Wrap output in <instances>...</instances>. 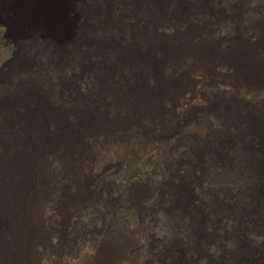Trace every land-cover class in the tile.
Returning a JSON list of instances; mask_svg holds the SVG:
<instances>
[{
    "label": "bare ground",
    "instance_id": "obj_1",
    "mask_svg": "<svg viewBox=\"0 0 264 264\" xmlns=\"http://www.w3.org/2000/svg\"><path fill=\"white\" fill-rule=\"evenodd\" d=\"M225 1L228 8L208 13L213 23L207 29L208 47L202 58L56 56L43 58L1 83L0 264H30L33 236H41L36 242L41 248H49V240H54L42 233V224L46 229L51 221L49 225L58 228L53 219L58 215L65 228L71 209L80 211L83 206L93 237L85 234L90 237L86 244L69 248L68 234L58 235L64 254L47 252L40 256L43 264H79L87 257L103 260L101 264H115L116 258L130 264L135 258L133 264H143L146 258L145 264H190L188 258L203 257L205 247L240 244L241 204L231 179L239 175L240 147L249 143L253 133L255 100L264 96V6L260 4L264 0H247L251 5L247 8L231 7L240 0ZM4 3L0 7L11 4L17 11L55 7L51 13L18 14L16 21L31 22L35 32L34 24L46 23L44 37L64 52L62 46L71 41L72 31L58 22L66 19L68 1ZM86 18L90 23L77 37H85L82 31L125 30L115 19L111 25L100 21L91 27L94 14ZM20 26L15 28L20 36L32 32ZM137 29L135 37L144 27ZM252 36L259 41L256 49L248 45ZM110 37L103 38L101 45L108 47ZM256 123L254 140L264 143ZM86 139L94 149L104 147L105 139L112 140L113 150L104 164L82 168L80 160L75 168H62L63 156L74 157V150ZM204 146L208 154L203 161L199 148ZM69 170L72 177L64 178L70 182L68 193L53 197V180ZM261 176L254 178L257 230L264 216ZM86 182L90 184L87 201L77 197ZM122 211L129 212L125 223L115 227L103 221V215Z\"/></svg>",
    "mask_w": 264,
    "mask_h": 264
},
{
    "label": "rangeland",
    "instance_id": "obj_2",
    "mask_svg": "<svg viewBox=\"0 0 264 264\" xmlns=\"http://www.w3.org/2000/svg\"><path fill=\"white\" fill-rule=\"evenodd\" d=\"M65 1H68L70 3L68 4L70 8L66 10L65 13L66 19L64 18L65 21L58 22V25L66 26L67 28H70L72 31V38L70 39L71 41H69L68 43L66 42H65L66 44L63 43L64 45L62 46V48L64 52L57 51V48L55 47L56 44L44 37V33L42 32V30L43 27L46 25V23L34 24L37 26L36 27L37 32H35L33 30V26H31L32 25L31 22H29L30 24H26L27 22L24 21H20V22L16 21L18 14H23L24 16L27 17V15H30L29 12L33 10L39 11L40 13L44 11H47V13H51L52 11H54L55 7H53L50 10H45L43 7L41 8V6L40 7L38 6L35 9L27 8L28 10L26 8H22V9L20 8L19 11H17L18 8H16L14 5L11 4H9V6L6 5L0 7V86L1 83L9 80L12 74L27 72L30 66L34 67L35 65L39 64L43 60V58H53L56 56L75 57V58L78 57L108 58V57H138V56H149V57L178 56L185 58V57L196 56V58H202L200 55H205V51L208 47L207 42L209 41V38L207 35L208 32L207 29L209 27V24L213 23L210 16H208V13L212 10H219L226 7L228 8L230 6V4L226 3L225 0H218V4L212 3L210 0H199L198 2L195 0L194 2L193 0H145V2L141 4L140 0H135L137 2L136 5H135L136 2L130 0H65ZM246 1L247 0L245 1L240 0L239 3H237V5L235 4L232 5L231 7L247 8L251 6ZM0 2H2L1 5H5L4 2H6V0H0ZM259 2L260 0H257V3ZM260 4L264 6V2H260ZM91 13L94 14V18H93L94 20L91 24V27L93 26L94 23L97 24L100 21L103 24L111 25V22H114L115 19L119 22L120 26L123 25L122 27L125 30L122 31V29L119 30V29L110 28L107 32L105 31L106 32L105 34L82 31L85 37L82 38L77 37V35H79V30H83L81 29L82 27L89 25L90 21L89 19L86 18V15L90 16ZM42 14L45 15V13ZM97 14H104V15H102L103 17L97 18L96 17ZM177 14L180 15L178 16ZM146 18L148 20H145ZM156 18H160L164 22L157 21ZM181 19L183 20L182 23L181 21H178ZM17 24L19 26L23 25L20 26L21 29L22 28L26 29L30 27L32 29V32L27 31L26 34L28 35L27 37L26 35L20 36L19 33H16L15 30V28H17ZM142 27H144L142 34L135 37L134 31L137 28H138L137 30H140ZM127 29H131V31L130 30L127 31ZM65 31H67V29ZM64 33L66 34L67 32ZM109 35H111L110 45L108 47L102 46L100 41ZM248 42H249L248 45L251 48H255V49L257 44H259L258 38L255 36L250 37ZM30 73L31 74H29V79L31 81L33 79L32 78L33 71ZM63 75L66 77V74L63 73ZM81 85L82 82L79 81L76 84L78 88ZM261 92L264 93V89L261 90ZM252 112L253 115H255V121L260 126L259 129L260 134H264V96L263 97L257 96ZM255 121L253 125L252 136H249L247 138L249 140V143H247L245 146L240 147L239 154L241 160L240 162L238 161L240 167L239 175L238 177L231 179L233 180L234 184L238 187V192H239V201L241 204V210H240L241 229L239 236L240 239L243 241L240 240V244L238 241V244L235 246H228V245L222 247L220 246L221 247L220 249H212L210 247H205L202 250L204 253L203 257L197 258L193 254L191 257L188 258V260L191 258L190 264H264V216L263 215L261 216V229L257 230L254 224L256 220V212L254 206V194H255L254 178L258 174L259 176L262 175L261 177L264 180V168H257V166H260V164H264V143L262 142L256 143L254 140V135L256 132ZM164 135L167 134L164 133ZM88 143H90V141L86 139L84 140V144H82V146L79 147L77 146L76 149L74 150L75 152V154L73 155L74 157H70L69 159L68 158L66 159L63 156L62 168H75L74 166L79 164L80 160H81L80 162L82 164L81 165L82 168L85 167L89 168L90 165L96 166L99 163L104 164L103 161L106 158H108L109 153L113 150L111 147L112 140L105 139L106 144L104 145V147L102 148L99 147L98 149L93 148L92 146L93 143L90 144ZM239 146H240V139H239ZM133 147L134 146L132 145V148ZM221 148L222 146L217 149L221 150ZM104 149L107 150L105 151ZM89 151L92 153H90ZM199 152L201 154L202 153L204 154L201 155L202 157L200 159L204 161L205 155L208 154L206 146L200 147ZM228 152L229 151H226V153ZM258 158H261L259 163H258ZM92 159L94 160L92 161ZM69 172L64 175L61 174L57 179L53 180L54 181L53 183L54 192L52 194L53 197L60 198L63 192L68 193L67 191H69L68 189L70 182L64 181V178L65 176L72 177L71 170H69ZM89 185L90 184L86 182L83 190L79 193L77 197H80L82 200L87 201L85 197V193L87 192ZM262 192L264 193V190H262ZM261 202H262L261 203L262 208H261V204H260V208L264 209V198L263 200H261ZM84 208L86 207L83 206L82 209H80V211L82 210L81 212L79 211V209L78 210L71 209L70 214L72 218L70 219V224H68L67 226L68 228L67 227L64 228L63 224L65 223H62L58 215H56V217L54 216L53 218V214H52L51 218L54 219V224L59 226L58 228L61 231L58 228L53 229L54 225L53 226L49 225L51 224V221L50 223H48L46 229H45V225L42 224L41 231L44 230L45 233L48 234V239H54V240H49V243L51 242L50 244L48 243L49 248H47V246L41 248V246H37L36 244L37 241H40L41 236L40 235L33 236V239L31 241L30 255L33 253L34 254L32 256L29 255V257L33 258L34 261H31L30 264H34V262H36V264H43L42 263L43 260L40 259H42V257L47 252L51 255H55L54 253H56L57 250L59 255L60 254L63 255L64 248L63 246L60 245L61 246L60 247L58 245L59 236L68 234L67 241L69 243L68 244L69 248H73L72 247L73 245L74 248H80L79 244L81 246L83 244H86V241L90 240V237H88L89 235L93 237L91 234L92 233L91 226L89 223L86 224L87 222H85L84 219L85 218ZM128 213H129L128 211H122L120 213L117 212L110 213L111 215L108 214V215H103V217L102 216L101 217L103 218V221L105 223H108V225L117 227L120 224L125 223V221L127 220L126 217L128 216ZM117 229L118 228H116V230ZM49 232L51 236H49ZM85 234L86 235L88 234V236H85ZM91 239L94 242L95 240H97V238L95 239L91 238ZM75 240L77 242H75ZM32 245L34 246V248ZM45 249L47 251H45ZM50 249H54V250L52 251ZM138 251L139 250L135 251V253H138ZM79 253H80V249L78 251V254ZM139 254H141V252ZM143 256L144 254H142V257ZM87 258L81 259L79 264H85V263L101 264L103 261V260L98 261V259H90V257ZM109 260L110 259H108L106 262H109ZM145 260H147V258ZM145 260L143 264H145ZM114 262L115 264L118 263L130 264V262L120 260L119 258L114 259L113 263ZM135 262H136V258L133 260L132 264ZM180 264L183 263L181 262Z\"/></svg>",
    "mask_w": 264,
    "mask_h": 264
}]
</instances>
